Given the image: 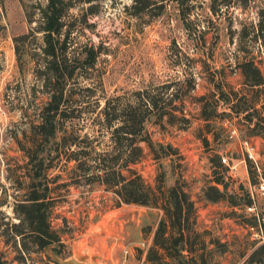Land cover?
<instances>
[{
  "label": "rangeland",
  "instance_id": "374dc122",
  "mask_svg": "<svg viewBox=\"0 0 264 264\" xmlns=\"http://www.w3.org/2000/svg\"><path fill=\"white\" fill-rule=\"evenodd\" d=\"M22 1L28 9L45 2ZM70 1L66 52L79 55L86 44L97 55L91 67L78 66L65 84V92L76 98L70 108L79 106V111L72 108L77 116L67 128L85 136L81 145L88 153L78 156L80 168L73 170L74 161L61 154L46 171L55 194L51 224L66 245L55 257L63 264L245 263L258 243L249 226L264 221V188L259 186L264 179V138L262 132L250 133L241 113L230 112V102L218 96L217 87L247 91L239 68L245 58L264 77V0H164L161 8L152 6L140 14L130 12L132 0H91L94 12H88L83 0ZM24 32L23 40L14 39ZM41 61L40 32L28 30L20 0H0V221L15 220L12 205L28 179L20 145L26 149L34 138L32 126L46 100L47 89L36 72ZM200 95L205 99H198ZM105 98L131 104L141 99L143 108L152 105L144 99L155 102L143 125L150 140L162 146L155 145L154 157L146 142L138 141L140 156L129 167L156 191L175 185L191 202L183 228L192 243L186 241L190 251L182 250L184 257H166L157 250L158 258L148 259L162 211L150 200H119L114 186L107 187L94 175L100 163L96 157L106 163L110 157L97 155L112 143L97 114ZM254 98L259 107L264 82ZM206 102L205 108L213 109L208 120L200 114ZM162 106L167 112L159 115ZM261 115L259 111L251 122ZM248 145L254 160L247 156ZM121 172L130 175L127 168ZM215 178L224 184H217L224 194L210 201L204 188ZM2 239L0 251L10 258L15 250ZM29 253L36 264H47L44 253L33 248ZM257 264H264V258Z\"/></svg>",
  "mask_w": 264,
  "mask_h": 264
},
{
  "label": "trees",
  "instance_id": "16d2710c",
  "mask_svg": "<svg viewBox=\"0 0 264 264\" xmlns=\"http://www.w3.org/2000/svg\"><path fill=\"white\" fill-rule=\"evenodd\" d=\"M83 2L88 3L86 7L88 12L95 11L92 9L91 0H83ZM163 2L164 0H132L129 5L130 12L140 14L152 6L161 8ZM20 3L28 23V30L40 32L42 61L36 72L47 89V96L39 109V120L32 126L34 138L26 149L20 145L26 156L24 175L28 179L21 197L17 198L12 205L15 220L6 218L0 221V239L3 237L2 240L5 243L10 242L15 250V254L10 258H6L0 251V264H10V261H15L17 264H36L35 260L30 257L31 248L44 253L46 259L43 262L63 264L55 257L64 251L66 245L58 230L51 224L52 200L55 194L52 188L47 185L46 171L55 165V161L61 157V154L65 159L74 161L73 170L80 168L83 162L79 160L78 156L88 153L81 145L85 142V136H80L76 129L67 128L71 125L67 126L66 124H69L70 120L77 116L72 108L79 111V106L75 105L76 107L70 108L76 98H72V93L65 92V84L74 78L78 66L87 69L93 65L97 51L92 45L85 44L79 55L70 56L67 54L66 45L69 42L71 25L68 20V9L73 5L70 0H45L36 9H32V7L28 9L29 5H26L22 0ZM85 18V13H83L82 20L85 21ZM26 36L27 32H24L16 35L14 39L23 40ZM239 68L247 91H235L231 88L223 90L218 86V96L223 98L224 102H230L228 105L230 112L242 114L251 134L262 132L264 138V98L259 102V107L255 106L257 100L254 98V95H258L262 90L264 77L251 59H243L239 63ZM198 99L202 101L205 97L200 95ZM144 100L152 105L148 103V106L143 108L141 99L133 104L112 102V98L104 99L97 114L103 126L109 129L112 143L109 150L97 152V155L109 154L110 157L107 163L102 157H96L97 160L100 159V163H96L94 175L107 187L114 186L112 191L119 200L141 204H147L150 200L157 206L162 211V216L157 221L147 257L149 259L151 255H154L155 258H158L160 253L158 254L157 250H161V255L179 259V256L180 258L184 257L181 253L182 250L190 251L186 241L188 244L192 243L189 241L188 231L185 232L183 228L189 216L191 202L187 200L184 191L175 185L168 186L162 192L159 187H156L158 189L156 191L144 183L137 171L129 167V163H134L140 156L141 148L137 145L138 141H145L154 153V157H157L155 145L162 146L161 143L150 140L144 129L145 116L151 111L153 105L156 106L153 100L150 101L149 98ZM95 102L98 106V100ZM206 105L207 102L201 103L200 114L203 119L208 120L213 109L212 107L206 109ZM259 111L262 115L258 119L256 118L255 122H251L253 117L258 116ZM166 112L165 107L162 106L158 113L162 115ZM230 112L226 111L225 113ZM36 136H40L41 139H37ZM71 145H76V148L69 149ZM167 145L169 146V144ZM124 151L125 153H123ZM122 153L123 158L121 157ZM216 163L221 164L218 157ZM123 168L129 170V176H125L121 172ZM217 184H222L224 187L222 181L215 178L214 183L208 184L204 188L206 199L215 201L223 197L224 191ZM260 223L264 227V221H260ZM48 250L54 256H51ZM260 257L264 258L263 242L257 243L243 264L252 262L257 264Z\"/></svg>",
  "mask_w": 264,
  "mask_h": 264
},
{
  "label": "built area",
  "instance_id": "2783aa9c",
  "mask_svg": "<svg viewBox=\"0 0 264 264\" xmlns=\"http://www.w3.org/2000/svg\"><path fill=\"white\" fill-rule=\"evenodd\" d=\"M251 148H252L251 145H248V147H246L247 156L254 160L253 156L251 155ZM221 160L225 161V157L224 156L221 157ZM259 186H260V188H264V179L261 180V182L259 183ZM253 208H254L253 205L247 206L248 210H253ZM261 218H262L261 220L264 219V217H261ZM249 228L252 230L251 231L252 236L255 237L258 240V242L264 243V228L260 225V222L257 223V225L254 226V228H253V226H249ZM249 264H256V263L252 262Z\"/></svg>",
  "mask_w": 264,
  "mask_h": 264
}]
</instances>
